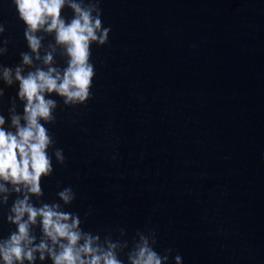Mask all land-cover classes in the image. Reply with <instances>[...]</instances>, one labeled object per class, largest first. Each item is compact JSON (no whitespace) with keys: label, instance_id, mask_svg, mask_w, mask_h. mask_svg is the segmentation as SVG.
I'll return each mask as SVG.
<instances>
[{"label":"water","instance_id":"obj_1","mask_svg":"<svg viewBox=\"0 0 264 264\" xmlns=\"http://www.w3.org/2000/svg\"><path fill=\"white\" fill-rule=\"evenodd\" d=\"M99 6L108 43L91 45L85 104L53 97L46 127L66 159L53 158L41 199L70 186L65 210L85 231L115 239L123 228L131 242L154 230L155 250L173 249L169 264L176 254L183 264H264V0ZM0 23L9 41L0 64L12 66L27 48L10 0H0ZM15 91L0 98L5 114Z\"/></svg>","mask_w":264,"mask_h":264},{"label":"clouds","instance_id":"obj_2","mask_svg":"<svg viewBox=\"0 0 264 264\" xmlns=\"http://www.w3.org/2000/svg\"><path fill=\"white\" fill-rule=\"evenodd\" d=\"M10 5L23 24L27 51L12 66L0 64V98L5 88L16 89L6 114L0 111V208L10 225L0 236V264H169L173 249L157 252L154 230H137L131 242L122 239L123 228L115 239L85 231L80 216L65 210L75 199L70 186L56 193L58 200L41 199V179L53 173V158L57 164L66 159L46 127L56 119L53 97L65 106L85 104L95 77L91 45L108 43L111 29L102 24L100 0H10ZM4 32L0 23V35ZM8 43L0 41V56ZM171 261L183 264L179 254Z\"/></svg>","mask_w":264,"mask_h":264}]
</instances>
